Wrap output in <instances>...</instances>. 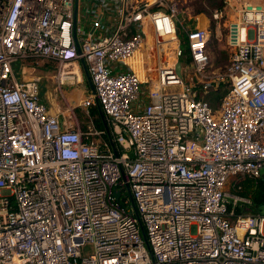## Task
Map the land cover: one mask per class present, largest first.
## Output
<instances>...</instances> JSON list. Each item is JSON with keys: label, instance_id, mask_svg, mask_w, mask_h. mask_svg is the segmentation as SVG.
Returning a JSON list of instances; mask_svg holds the SVG:
<instances>
[{"label": "built area", "instance_id": "2783aa9c", "mask_svg": "<svg viewBox=\"0 0 264 264\" xmlns=\"http://www.w3.org/2000/svg\"><path fill=\"white\" fill-rule=\"evenodd\" d=\"M221 2L184 24L178 0H0V264H264V215L228 189L264 175V0ZM19 60L54 62L63 97L84 66L110 137Z\"/></svg>", "mask_w": 264, "mask_h": 264}, {"label": "rangeland", "instance_id": "374dc122", "mask_svg": "<svg viewBox=\"0 0 264 264\" xmlns=\"http://www.w3.org/2000/svg\"><path fill=\"white\" fill-rule=\"evenodd\" d=\"M259 1V0H254ZM221 0H178L180 14L179 19L183 20L184 24H190V20L194 19V16L197 15L196 11L202 10L201 12L204 13L206 16H209L214 7L219 6L221 4ZM234 15V12L230 13L228 17ZM208 22L207 17H203L201 23L205 25ZM214 25V24H212ZM222 40L218 41L213 34L212 42L210 44V55H211V64L212 68H217L218 70L224 72L227 68L229 63L228 53L225 49V40H224V27L222 25ZM182 69L183 72L192 73L193 67L191 64L186 63L185 60L182 59ZM13 70L15 76L18 80H25L27 78H32L39 76L40 77V94L43 101L50 107L54 105H59L66 110V102L71 104L72 106H77L78 100L77 99L79 93V88L84 85L83 84H76V85H65L62 87V91L65 95V98L59 92L54 80L53 74L55 72V66L51 63H47L46 61L38 60L37 62L34 60H19L13 64ZM176 89V88H175ZM77 90V91H76ZM80 91V90H79ZM67 98L69 100H67ZM63 105V106H62ZM87 111V110H86ZM78 115V117L83 116V111L77 107L76 111L74 112ZM264 174V169L262 171ZM241 180L237 178H232V181ZM232 182V183H233ZM258 212L264 215V203L259 206ZM84 251H88L90 246H85L82 248Z\"/></svg>", "mask_w": 264, "mask_h": 264}, {"label": "trees", "instance_id": "16d2710c", "mask_svg": "<svg viewBox=\"0 0 264 264\" xmlns=\"http://www.w3.org/2000/svg\"><path fill=\"white\" fill-rule=\"evenodd\" d=\"M201 11L202 10H198V11H196V13H200ZM181 39L184 42L182 44L183 52H184V54H186L187 53L186 37L184 35H181ZM46 62L47 63L49 62L55 66V63L52 61H46ZM224 92H225V90L220 88L216 92H211V93L207 94L205 96V98L212 105H215V102L217 101V99L219 97H221V95H223ZM97 107L98 106L90 107L88 111H89V114L91 115V117L93 118L95 126L99 129L103 130L101 119L99 116V110ZM104 137L107 139L106 134ZM230 182L231 183L233 182L232 179ZM231 183H229V184H231ZM228 189H229V191L234 192L240 196H244V197L251 199L250 205H248V204L238 205L236 208L237 212L250 213V214L259 213L258 208L260 205H262L264 203V179L259 178L257 180H253V179H249V178H242L241 180H237V183L235 186L229 185ZM122 193H123V198L129 196L128 191L125 190V188L122 189Z\"/></svg>", "mask_w": 264, "mask_h": 264}, {"label": "crops", "instance_id": "0c3cea01", "mask_svg": "<svg viewBox=\"0 0 264 264\" xmlns=\"http://www.w3.org/2000/svg\"><path fill=\"white\" fill-rule=\"evenodd\" d=\"M81 68H82V73H83V83H84V85H82L80 88H79V90H78V93H79V95H78V97H77V99H74L75 101H79L78 102V104H77V106L75 107V109L72 111V113H71V115H72V117H73V119L74 120H76L78 123H79V125H80V127H81V129H83L85 126V122H86V113H88L89 114V109L86 111V110H83L81 107H79V104H80V102H81V100L86 96V95H88V94H92V91H91V89H90V87H89V83H88V81H87V78H86V74H85V70H84V66H82L81 65ZM82 83V84H83ZM77 91V90H76ZM63 95H64V93H63ZM64 98H65V95H64ZM67 100H69L68 98H67ZM66 108L68 107V105H70V106H72L71 104H68V102H66ZM63 106V105H62ZM77 107H79L82 111H83V116L80 118V117H78V115L76 114V113H74L75 111H76V109H77ZM50 108V112L51 113H54V114H59L61 117H62V112H64L66 115H68L69 113L67 112V109L66 110H64V108L63 107H61V106H57V105H54L53 107L52 106H50L49 107ZM98 108V107H97ZM99 110V109H98ZM64 114V115H65ZM90 115V114H89ZM91 116V115H90ZM99 116H100V119H101V123H102V127H103V129L104 130H106L105 128H104V125H103V121H102V118H101V115H100V113H99ZM107 138H108V135H107ZM121 184H122V189L123 188H125V190H127L126 189V186H125V184H124V182L122 181L121 182Z\"/></svg>", "mask_w": 264, "mask_h": 264}, {"label": "water", "instance_id": "95a60500", "mask_svg": "<svg viewBox=\"0 0 264 264\" xmlns=\"http://www.w3.org/2000/svg\"><path fill=\"white\" fill-rule=\"evenodd\" d=\"M179 67H180V63H178V64L176 65V69H177V71H179ZM84 70H85V68H84ZM85 74H86L87 81H88V83H89V87H90L92 93H94V88H93L92 82H91V80H90V78H89V76H88V74H87L86 71H85ZM98 109H99V113H100L101 118H102V121H103L104 128L106 129V132H107L108 137H110V130H109V127H108V124H107L106 118H105L103 112L101 111L100 107H98ZM111 144L113 145V143H111ZM262 178L264 179V175H262ZM122 181L124 182V184H125V186H126V189H127V191H128V183H127V178H126V176H123ZM115 188H117V187H115ZM113 196L115 197L116 200H118L119 197H120V191L114 189V190H113ZM133 213H134V215L137 216L136 211H134Z\"/></svg>", "mask_w": 264, "mask_h": 264}, {"label": "bare ground", "instance_id": "6f19581e", "mask_svg": "<svg viewBox=\"0 0 264 264\" xmlns=\"http://www.w3.org/2000/svg\"><path fill=\"white\" fill-rule=\"evenodd\" d=\"M202 18H203V17L200 18L201 21H202Z\"/></svg>", "mask_w": 264, "mask_h": 264}]
</instances>
